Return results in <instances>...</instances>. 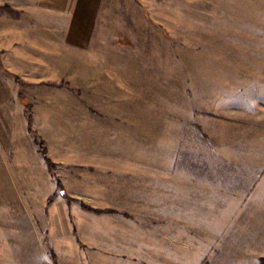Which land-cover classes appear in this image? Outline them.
Here are the masks:
<instances>
[{"label":"rangeland","instance_id":"1","mask_svg":"<svg viewBox=\"0 0 264 264\" xmlns=\"http://www.w3.org/2000/svg\"><path fill=\"white\" fill-rule=\"evenodd\" d=\"M98 10L0 59V264H264V0Z\"/></svg>","mask_w":264,"mask_h":264},{"label":"crops","instance_id":"2","mask_svg":"<svg viewBox=\"0 0 264 264\" xmlns=\"http://www.w3.org/2000/svg\"><path fill=\"white\" fill-rule=\"evenodd\" d=\"M99 3L100 0H0V59L8 60L11 54H17L16 58L31 60L36 27H52L64 33L68 28L71 42L88 43L97 26Z\"/></svg>","mask_w":264,"mask_h":264},{"label":"trees","instance_id":"3","mask_svg":"<svg viewBox=\"0 0 264 264\" xmlns=\"http://www.w3.org/2000/svg\"><path fill=\"white\" fill-rule=\"evenodd\" d=\"M40 150H41V153L43 154V156H45V158H46V162H47L48 166L50 167V169H53L54 165H53V163L49 160V158L47 157V152H46V150H44L43 147H41ZM262 261H263V263H264V258L262 259Z\"/></svg>","mask_w":264,"mask_h":264}]
</instances>
